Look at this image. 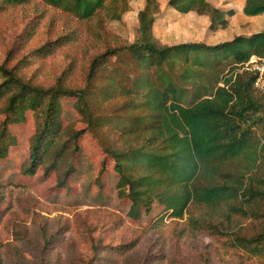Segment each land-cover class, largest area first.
Returning a JSON list of instances; mask_svg holds the SVG:
<instances>
[{"label":"trees","instance_id":"16d2710c","mask_svg":"<svg viewBox=\"0 0 264 264\" xmlns=\"http://www.w3.org/2000/svg\"><path fill=\"white\" fill-rule=\"evenodd\" d=\"M28 1L0 0V8ZM42 1L81 23L97 52L87 62L80 85L72 80L74 57L49 85L37 83L34 73L25 75L29 55L11 66L6 58L0 62V160L17 143L10 126L25 122L32 111L34 133L20 171L23 175H33L39 167L45 173L56 171L57 186H65L73 172L69 158L87 130L114 161L117 194L129 200L130 218L149 213L157 201L169 217L185 218L192 236H210L222 248L264 264V86H256L257 72L244 67L252 56L264 58V29L216 44L168 45L153 34L160 2L144 0L137 13L136 39L111 45L104 39L105 24L119 20L130 9V0ZM167 6L207 16L211 30L224 29L226 17L234 13L208 0H167ZM242 13L263 14L264 0H245ZM24 33L23 41L30 31ZM56 33L30 55L43 59L76 42L72 30ZM227 58L233 65L224 76L217 75L216 85L197 87L182 103L184 91L173 85L175 64L215 69ZM199 68L185 69L183 78L202 77ZM65 97L74 99L85 129L63 125ZM122 97L123 113L106 115L103 105ZM237 161L241 162L235 171L227 170L228 163ZM97 244L94 255L104 251ZM133 245L118 244L117 249L125 252ZM150 264H161V259ZM169 264L178 263L171 258Z\"/></svg>","mask_w":264,"mask_h":264},{"label":"rangeland","instance_id":"374dc122","mask_svg":"<svg viewBox=\"0 0 264 264\" xmlns=\"http://www.w3.org/2000/svg\"><path fill=\"white\" fill-rule=\"evenodd\" d=\"M158 1L163 6L153 34L168 45L180 42L216 44L264 27V14L242 17L245 14L237 13L238 0H233L234 13L226 17L227 26L217 30L210 29L205 15L179 13L169 8L167 1ZM129 3L130 9L119 20L105 24L104 39L111 45L128 44L137 37V13L144 0H130ZM70 30L76 35V42L43 59L30 55L49 36ZM25 31L30 34L23 41ZM88 51L92 52L84 60ZM95 52L97 48L81 23L42 0L0 8V62L6 58L11 66L29 55L30 65L25 75L34 73L37 83H53L74 57L72 80L82 84L87 62ZM232 65L227 58L215 69L202 70L178 61L172 76L174 87L184 91L182 103L191 99L197 87L216 85L217 75L224 76ZM198 68L204 72L202 77L183 78L185 69L196 71ZM212 71L216 75H211ZM125 101L122 97L104 104V113L122 114L119 107ZM61 102L63 125L75 130L85 129L86 124L73 107L74 99L65 97ZM10 130L17 143L8 156L0 160V264H150L158 257L161 264H169L171 258L178 264H259L256 259H247L241 253L237 255L233 249L222 248L220 242L210 236H192L185 218L169 217L157 201L149 213L142 212L138 219L130 218L127 215L129 200L117 194L118 174L113 168L114 161L91 132L85 130L79 136L78 150L69 158L73 172L67 177L65 186H57L56 171L45 173L42 167L33 175H23L20 171V162L28 157L34 133L32 111L26 113L25 122L11 125ZM98 137L100 139L101 133ZM240 162L228 163L227 170L235 171ZM131 241L134 245L127 251L117 249L118 244ZM96 244L98 248L104 247V251L98 250L94 255Z\"/></svg>","mask_w":264,"mask_h":264},{"label":"built area","instance_id":"2783aa9c","mask_svg":"<svg viewBox=\"0 0 264 264\" xmlns=\"http://www.w3.org/2000/svg\"><path fill=\"white\" fill-rule=\"evenodd\" d=\"M254 57V58H252ZM246 63H244V67L246 69L257 72V78L255 81V85L264 86V58H259L252 56ZM249 62V63H248ZM251 64V65H250Z\"/></svg>","mask_w":264,"mask_h":264},{"label":"crops","instance_id":"0c3cea01","mask_svg":"<svg viewBox=\"0 0 264 264\" xmlns=\"http://www.w3.org/2000/svg\"><path fill=\"white\" fill-rule=\"evenodd\" d=\"M167 0H165L166 2ZM210 1L212 4H214L215 6H219V7H224V8H234V5H233V0H208ZM244 1L245 0H238V2H240V6L236 7L238 9L237 13L239 12H242V8H243V5H244ZM163 6V3L160 4V7L162 8ZM164 9H162V12H163ZM176 11V10H175ZM170 12V11H169ZM197 14L196 12L194 11H190L186 14ZM185 14V13H184ZM264 14V13H263ZM263 14H260V15H256V16H261ZM199 15V14H197ZM200 16V15H199ZM256 16H247V15H243L242 17H256ZM208 18V17H207ZM264 29V27L262 28ZM262 29H259V30H262ZM229 40V39H228Z\"/></svg>","mask_w":264,"mask_h":264}]
</instances>
